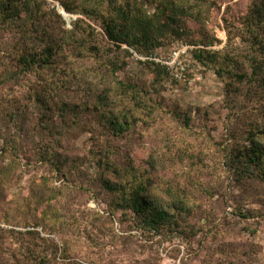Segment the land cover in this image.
Instances as JSON below:
<instances>
[{"label":"rangeland","instance_id":"1","mask_svg":"<svg viewBox=\"0 0 264 264\" xmlns=\"http://www.w3.org/2000/svg\"><path fill=\"white\" fill-rule=\"evenodd\" d=\"M251 3L200 0L198 19L185 18L181 38L158 49L165 58L189 45L170 75L118 51L98 22L55 0H45V17L54 36L71 39L49 66L21 70L18 56L32 48L18 28L0 26V173L8 179L0 184V264L19 254L26 264L41 257L45 264H264V180H235L227 160L238 113L245 121L257 117L264 97L247 87L230 92V75L216 72L222 64L247 69L243 29ZM32 41L38 55L43 44L34 35ZM194 49L211 54L198 62ZM111 62L122 64L114 74L137 89L144 108L116 86ZM103 91L118 112L136 115L122 136L107 134L95 114ZM46 107L51 119L43 116ZM59 107L69 112L65 120ZM62 129L67 133L56 144ZM48 149L63 160L62 173L42 158ZM106 155L140 172L155 158L152 193L167 203L181 196L193 210L186 228L156 232L115 210L96 178Z\"/></svg>","mask_w":264,"mask_h":264},{"label":"trees","instance_id":"2","mask_svg":"<svg viewBox=\"0 0 264 264\" xmlns=\"http://www.w3.org/2000/svg\"><path fill=\"white\" fill-rule=\"evenodd\" d=\"M55 1H58L67 13L81 14L98 22L107 40L118 51L121 50L132 57H135V54L144 57L157 56L158 49H161L165 41L172 37L181 38L185 18L198 19L204 8L203 5H200V0ZM44 3L45 0H0V26L18 28L23 36L22 40L32 48L18 56L20 68L26 72L36 68L35 66L51 65L53 55L71 39L70 37L57 38L54 36L55 29L45 17ZM55 14L61 22H64L61 14ZM76 30L73 27L70 32L72 37ZM243 30L247 34L246 41L250 48L247 55V69L234 68L232 71L225 69L222 64L217 67L216 72L219 76H223L224 72L230 75L231 81L226 83L230 92L239 94L244 87H247L252 97L263 98L264 0H252ZM32 35L40 41L39 43L43 44L38 55L33 52L36 47L32 41ZM191 52L196 61L202 63H204L203 59L211 54L203 49H194ZM138 60L153 67L158 75L171 74L165 65L154 60ZM111 63L113 67L111 71L115 76L114 73L120 69L122 64L117 66L116 63ZM114 78L116 86L125 89L126 94H130L132 100L135 101V106L140 109L144 108L143 100L138 95L137 89L131 84H120L117 77ZM96 99L95 114L99 118L100 124L108 132L107 134L119 137L128 132L132 121L136 119L134 111L118 112L115 100L105 92L97 94ZM37 100L44 106L42 97L38 96ZM43 111L44 118L51 119V116H47L46 113L49 111L48 108H43ZM241 113L246 115L245 112ZM241 113H238V123H233V128H231V148L227 152L229 170L237 181L264 180V111L257 113V117H248L246 121L242 119ZM59 114V117L65 120L69 112L65 107H59ZM258 117L259 120H257ZM40 124H43V121H40ZM46 128L51 129L47 126ZM66 133L67 130L62 129L56 144H59ZM42 158L54 167L55 172H63L62 169L65 165L55 150L48 149ZM148 162L149 171L145 169L140 172L139 169L133 167L132 162L123 168L124 165L122 167L117 165L111 157L106 155L96 163L99 168L96 175L97 181L111 193L113 208L122 212H130L136 222L142 224L143 227L156 232L170 227L186 228L189 217L193 216V210L183 202L179 195L174 201L167 203L152 193L154 187L152 172L157 168L158 161L150 157ZM0 174H2L0 175L1 184L8 180L7 171H1ZM166 190L173 194L170 189ZM44 213L46 214L47 211ZM45 261L46 258L41 257L39 263L32 261L31 263L45 264ZM26 263L28 262L21 254L14 255L10 262L6 261V264Z\"/></svg>","mask_w":264,"mask_h":264},{"label":"built area","instance_id":"3","mask_svg":"<svg viewBox=\"0 0 264 264\" xmlns=\"http://www.w3.org/2000/svg\"><path fill=\"white\" fill-rule=\"evenodd\" d=\"M188 48H189V46L181 45V46L175 48L174 50H172L168 54V56L165 58L159 57V55L144 57V56L137 55V54H135V57L137 59H142V60H144V59L154 60L155 62H158V63L165 65L168 68V70L171 71L173 69V66L179 65L182 54L185 53L188 50ZM174 76H176L177 78L181 77V75H179L178 73H174Z\"/></svg>","mask_w":264,"mask_h":264}]
</instances>
